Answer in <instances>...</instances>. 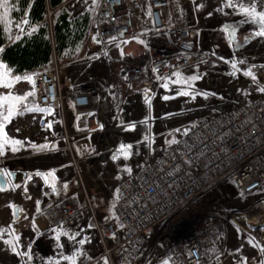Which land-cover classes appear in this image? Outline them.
I'll use <instances>...</instances> for the list:
<instances>
[{"label": "rangeland", "instance_id": "374dc122", "mask_svg": "<svg viewBox=\"0 0 264 264\" xmlns=\"http://www.w3.org/2000/svg\"><path fill=\"white\" fill-rule=\"evenodd\" d=\"M170 2L180 7L184 17L192 14L196 46L206 51L209 58L197 67L178 72L172 80H159L150 93L140 92L124 101L118 96L115 86L124 87L121 77L135 55L129 44H99L92 32V23L72 57L56 58L61 75L70 77L74 83L92 80L111 85L108 93L111 111L103 121L104 131L100 135L71 140L76 155L81 145L90 149L91 155L85 157V163L101 159L93 167L85 168V177L79 166L82 159L78 166L86 189L98 196L97 214L103 222L114 220L120 179L135 165L174 144L197 117L218 112L235 101L264 104V35L259 34L264 32V20L261 15L236 9L230 0ZM97 5L98 0H67L62 6L73 17L90 12L94 18ZM15 6V0H0V22L10 41L34 30L27 26L26 16L13 18ZM32 75H13L0 60L2 170L13 168L14 163H58L53 169L70 164L66 160L67 144L57 113L48 111L50 119L46 129L37 126ZM9 109L13 114L5 120ZM70 129H73L72 122ZM41 178L45 185L43 183L39 189H45L46 181ZM79 179L75 175L76 189L81 185ZM89 187L100 191V196ZM50 197L44 190L37 196L35 208L43 211ZM21 219L23 226L11 223L0 231V243L8 246L0 253V264H76L82 255L93 254L97 249L98 241L93 232L89 229L85 233V219L73 239L58 227H48L41 218L33 220L26 215ZM216 222L222 225L216 242H223L226 252L210 264H244L245 259L240 254L231 256L229 247L242 245L243 240L256 247L264 246L263 242L258 245L264 235V186L257 195L239 193L229 180L213 186L156 231L154 252L167 247L166 242L159 240L163 234L171 236L180 229L202 231ZM263 262L264 257L255 258L253 264Z\"/></svg>", "mask_w": 264, "mask_h": 264}, {"label": "built area", "instance_id": "2783aa9c", "mask_svg": "<svg viewBox=\"0 0 264 264\" xmlns=\"http://www.w3.org/2000/svg\"><path fill=\"white\" fill-rule=\"evenodd\" d=\"M230 3L239 10L264 14V0ZM91 23L99 44H129L135 55L121 77L124 87L115 86L123 101L140 92L150 93L159 80H172L178 72L209 58L196 46L192 14L184 17L170 0H98ZM32 84L37 126L46 129L48 111L57 113L67 144L66 160L71 164L54 170V182L45 189H39L44 183L41 177L33 180L31 194L41 196L45 190L51 195L40 218L71 239L86 219L101 250L98 256L82 255L76 264L102 260L131 264L143 259L164 223L224 181H231L244 195L263 189L264 104L235 101L218 112L197 117L174 144L128 171L116 189L114 220L102 222L95 209L98 196L86 189L78 166L91 155L90 149L81 145L80 155H76L71 140L104 131L103 121L111 111V85L92 80L74 83L61 75L56 57L50 70L33 72ZM71 122L73 129L69 131ZM75 175L80 177L81 193L63 192L64 187L74 185ZM221 228L216 222L202 231L180 229L171 236L163 234L161 240L167 247L151 264H210L218 260L226 252L224 243L216 242Z\"/></svg>", "mask_w": 264, "mask_h": 264}, {"label": "trees", "instance_id": "16d2710c", "mask_svg": "<svg viewBox=\"0 0 264 264\" xmlns=\"http://www.w3.org/2000/svg\"><path fill=\"white\" fill-rule=\"evenodd\" d=\"M67 0H15L13 18L26 16L34 27L15 41H10L0 22V60L13 75L50 70L54 57H72L85 40L92 15L72 16L62 5ZM49 10L53 11L48 19Z\"/></svg>", "mask_w": 264, "mask_h": 264}, {"label": "crops", "instance_id": "0c3cea01", "mask_svg": "<svg viewBox=\"0 0 264 264\" xmlns=\"http://www.w3.org/2000/svg\"><path fill=\"white\" fill-rule=\"evenodd\" d=\"M7 68V67H6ZM8 69V68H7ZM35 100V99H34ZM34 109H35V104H34ZM3 133V132H2ZM80 155V152H79ZM85 163V158L82 159V163H80L81 170L84 174L85 177V168L89 169L90 165L93 167L94 163L95 165L99 162H101V159L97 160H91V161H86ZM46 165H43L42 163H14L13 168H6L3 170L0 168V172H16L18 173L17 176V181L15 183H11L8 185L5 189H0V231L2 229H5L8 227L11 223L16 224L19 227L23 226V216L28 215L31 217L33 220L39 219L40 215L42 213V210L36 209L38 204L37 196L31 194V190L29 191V188L33 189V180H35L36 177H43L44 180L46 181L47 185H52L53 184V176L52 172L56 170L55 168L53 169L54 166H56V163H45ZM88 165V166H87ZM87 166V167H86ZM28 169H31V171H28ZM40 169L45 171V174H41ZM126 169V168H125ZM23 173H26L27 176L24 178L22 176ZM126 173V172H125ZM125 175V174H124ZM85 179V178H84ZM84 185H85V180H82ZM89 186V185H88ZM78 187V185H77ZM79 188V187H78ZM28 189V190H27ZM89 189L93 192H96L100 196V191L97 192L95 191L94 188L89 187ZM65 192H70V191H76L79 194L81 193V189H76L73 186L65 187L64 188ZM260 192V191H259ZM255 193L254 195L259 194ZM31 194V195H30ZM100 200V198H99ZM97 203V202H96ZM20 205L21 206V215L17 221L14 219V207ZM96 206V211H97V204ZM99 211V210H98ZM103 222V221H102ZM106 222V221H104ZM89 230V227L87 225L86 219H85V233ZM162 237H160V241ZM1 234H0V241H1ZM163 242V241H162ZM264 243V235L261 236V239L258 241V245H261V243ZM242 245H231L229 247V250L231 251V256L240 254L243 259H245L244 264H253V261L255 258H262L264 257V246H255L250 243H246V241H242ZM156 243H153V241L150 243L148 251L146 255L144 256L143 259L138 260L134 263L131 264H151L153 260L156 257V254L154 251L156 249ZM97 249H95L92 253L90 254L92 256H98L101 252L100 247L98 242H96ZM6 248L8 249V246L5 244L0 243V253H3V249ZM240 250V251H239ZM6 251V250H5ZM230 256L227 255V258ZM98 264H108L105 260L100 261ZM159 264H170L169 262H161ZM264 264V262H263Z\"/></svg>", "mask_w": 264, "mask_h": 264}, {"label": "water", "instance_id": "95a60500", "mask_svg": "<svg viewBox=\"0 0 264 264\" xmlns=\"http://www.w3.org/2000/svg\"><path fill=\"white\" fill-rule=\"evenodd\" d=\"M18 173L16 172H0V189H5L11 183H15L17 181ZM22 176L25 178L27 176L26 173H23ZM21 215V206L17 205L14 207V219L17 220Z\"/></svg>", "mask_w": 264, "mask_h": 264}, {"label": "snow or ice", "instance_id": "6c2138e0", "mask_svg": "<svg viewBox=\"0 0 264 264\" xmlns=\"http://www.w3.org/2000/svg\"><path fill=\"white\" fill-rule=\"evenodd\" d=\"M245 11H248V10L245 9ZM261 19L264 20V14L261 15ZM259 34L264 35V32H261V33H259ZM17 79H19V77H17ZM28 79H30V78H28ZM12 114H13L12 109H9L8 116H6L4 119H5V120L9 119V118L11 117ZM13 251H15V247H13Z\"/></svg>", "mask_w": 264, "mask_h": 264}]
</instances>
